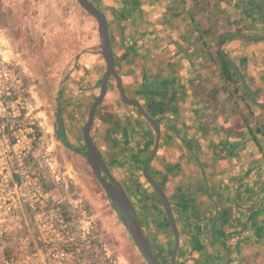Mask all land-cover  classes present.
Wrapping results in <instances>:
<instances>
[{
  "label": "crops",
  "instance_id": "1",
  "mask_svg": "<svg viewBox=\"0 0 264 264\" xmlns=\"http://www.w3.org/2000/svg\"><path fill=\"white\" fill-rule=\"evenodd\" d=\"M122 1L120 13H106L113 51L128 96L160 126L149 168L172 203L182 255L226 264L232 242L233 264H264V108L237 82L242 75L264 104V38H252L264 34V0ZM93 31V39L78 40L83 52L67 51L79 58L70 83L83 80L87 91L97 81L86 79L81 62L101 44L99 28ZM220 47L239 68L231 78ZM95 54L107 69L102 52ZM93 135L109 139L112 160L135 176L157 140L154 125L111 87Z\"/></svg>",
  "mask_w": 264,
  "mask_h": 264
},
{
  "label": "rangeland",
  "instance_id": "2",
  "mask_svg": "<svg viewBox=\"0 0 264 264\" xmlns=\"http://www.w3.org/2000/svg\"><path fill=\"white\" fill-rule=\"evenodd\" d=\"M10 1L11 3L0 0V48L25 69L29 87L33 92L38 132L34 168L41 175L43 185L49 192L50 203L60 206L65 215L66 247L71 252L56 260L61 264H147L111 206L88 161L73 149L74 147L82 152L86 151L82 137L78 134L75 140L71 130L72 127L76 130L83 126L90 106L100 93L106 68L103 65L101 67L95 53L102 51L101 44L96 45L95 52L85 54L81 62L82 68L87 71L86 79L93 77L97 81L95 89L87 91L86 86L89 87V83L87 85L83 80H78L74 85L69 80L65 86L64 97H58L60 81L70 66L74 65L75 57H67V51L71 47L72 55L84 51V45L78 40L82 36L93 39V28H99L97 19L77 0ZM91 1L105 13H119V7L124 3L122 0ZM99 37L98 32V41ZM64 62L68 64L63 65ZM57 73L60 75L57 76ZM110 87L119 91L114 78ZM59 103H62L63 116L66 117L68 137L65 139L59 124L57 129ZM77 109H83V119L80 120L84 121L80 123L74 114L78 112ZM97 140L103 155L108 158L114 172L123 182L132 184L134 177L135 183L143 185L141 172L139 177H128L125 167H119V163L112 160L110 153L114 148L110 147L109 139ZM145 188L146 198L140 199L134 195L133 199L141 209L144 230L154 251L159 256L162 252L169 261L175 243L174 235L170 226L163 221V213L158 208L161 204L157 197L150 188ZM154 204L158 207L153 208ZM26 232L24 227L18 230V235ZM32 232L34 233L33 229ZM46 235L53 234L49 232ZM10 242L13 243V250L20 244L14 238ZM8 244L7 241H0V253H4L3 250L7 249L5 245ZM196 258L194 254L185 257L180 252L177 264H196ZM39 259L45 260L44 257Z\"/></svg>",
  "mask_w": 264,
  "mask_h": 264
},
{
  "label": "built area",
  "instance_id": "3",
  "mask_svg": "<svg viewBox=\"0 0 264 264\" xmlns=\"http://www.w3.org/2000/svg\"><path fill=\"white\" fill-rule=\"evenodd\" d=\"M36 116L25 69L0 48V241L9 242L0 264H61L56 259L71 253L65 215L34 168Z\"/></svg>",
  "mask_w": 264,
  "mask_h": 264
},
{
  "label": "water",
  "instance_id": "4",
  "mask_svg": "<svg viewBox=\"0 0 264 264\" xmlns=\"http://www.w3.org/2000/svg\"><path fill=\"white\" fill-rule=\"evenodd\" d=\"M8 3H11L10 0H6ZM80 5L86 9L91 15H93L97 21L100 32L101 39V48L102 54L105 57L107 63V70L102 79L101 92L96 97L90 112L89 118L84 127V138L86 142V151H80V153L87 159L89 164L91 165L92 170L94 171L96 177L101 183L104 191L107 195L108 200L110 201L111 206L114 211L117 213L118 217L121 219L122 223L126 227L127 231L131 235V238L147 262V264H167V262L161 259L158 254L154 251L152 243L148 239L142 224L139 218L137 209L133 204L129 194L120 183V181L111 173L107 162L103 158V155L95 142L91 130L95 120L96 109L98 105L103 101L106 96L108 90V82L114 77L117 80L119 90L123 96V99L128 104H133L139 107V109L143 112L145 117L154 125L157 133V140L155 149L153 151L152 156L144 165V175L146 179L150 182L153 188L156 190L157 194L160 197L163 208L168 216V220L171 226V229L175 236V247L172 253V264H176V258L180 247V232L178 228V224L176 221V217L172 208L171 201L165 192L162 185L151 175L149 171V165L153 158L155 157L157 150L159 148V139L161 135L160 126L158 121L149 115V113L145 110L142 103L138 99L130 98L124 88L122 77L117 69L116 61L114 57V51L112 46V40L110 35V25L109 20L106 13L99 8L95 3L91 0H77ZM243 37V35H239ZM253 39L264 38L263 35L253 36ZM220 53L224 57V59L235 69L236 72L239 73V68L237 65L231 60V58L227 55V53L220 47ZM240 81L244 86L247 94L262 108H264V104L261 103L250 90L245 78L240 75ZM62 90L59 89L58 97L61 98ZM58 119L63 123L62 120V108H59L58 111ZM103 172L106 174V177L103 175ZM231 261V260H230Z\"/></svg>",
  "mask_w": 264,
  "mask_h": 264
},
{
  "label": "flooded vegetation",
  "instance_id": "5",
  "mask_svg": "<svg viewBox=\"0 0 264 264\" xmlns=\"http://www.w3.org/2000/svg\"><path fill=\"white\" fill-rule=\"evenodd\" d=\"M97 5V4H96ZM98 6V5H97ZM101 50H102V48H101ZM102 52V51H101ZM114 57H115V55H114ZM78 61H79V58H74V60H73V63H74V65H71L70 66V69L68 70V72L67 73H65L64 74V77L61 79V81H60V85H59V89H61L62 90V93H61V98L60 99H62L63 97H64V94H65V86L67 85V83L69 82V80H71V77H72V73H73V71H75V69H76V66H77V64H78ZM115 61H116V59H115ZM116 66H117V63H116ZM117 69H118V67H117ZM107 70V69H106ZM118 71H119V69H118ZM106 72V71H105ZM119 73H120V71H119ZM105 75V74H104ZM120 75H121V73H120ZM104 77V76H103ZM122 77V76H121ZM114 77H112L110 80H109V82H108V90H107V93H106V96H107V94H108V91H109V87H110V82L112 81V79H113ZM103 79V78H102ZM115 79V78H114ZM116 80V79H115ZM122 81H123V79H122ZM116 82H117V80H116ZM101 85H102V81H101ZM117 85H118V83H117ZM123 85H124V83H123ZM125 88V87H124ZM118 90H119V86H118ZM126 91V90H125ZM100 92H101V86H100ZM119 92H120V90H119ZM58 93H59V90H58ZM127 93V92H126ZM100 94V93H99ZM98 94V95H99ZM120 94H121V92H120ZM97 95V96H98ZM128 95V94H127ZM96 96V97H97ZM106 96L104 97V99H103V101L105 100V98H106ZM121 97H122V99H123V96H122V94H121ZM130 98H132V97H130ZM96 99V98H95ZM133 99H137V98H133ZM139 100V99H138ZM95 101V100H94ZM94 101H93V103H94ZM103 101L98 105V107L103 103ZM123 101H124V99H123ZM125 102V101H124ZM93 103H92V105H93ZM126 103V102H125ZM142 103V102H141ZM128 104V103H127ZM92 105L90 106V108H89V111H88V117L86 118V120L84 121V120H79V122L78 123H80V121L82 122V121H84L83 122V126L81 127V128H77L76 130L72 127V132H74V134H73V136H74V139L76 140L77 139V135L79 134V136L80 137H82V140H83V142H84V144H85V147H86V142H85V138H84V127H85V124H86V122H87V120H88V118H89V112H90V109H91V107H92ZM130 105H133V104H130ZM143 105V104H142ZM134 106H136V105H134ZM62 108L63 107V105H62V103H59V107H58V111H59V108ZM98 107H97V109H98ZM137 107V106H136ZM143 107L145 108V110L149 113V115L151 116V114H150V112L148 111V109L143 105ZM138 109H139V107H137ZM97 109H96V115H97ZM140 110V109H139ZM58 111H57V129H58V124L60 125V127H61V129H62V131H63V139H65V138H67L68 137V133H67V130H66V120H65V118L66 117H64L63 116V110H62V120H63V123H61V121L58 119ZM141 111V110H140ZM141 113H143L142 111H141ZM96 115H95V120H94V123H93V126H92V130H91V133H92V136H93V138H94V140H95V142L97 143V145H98V147H99V149H100V151H101V153H102V155H103V152H102V150H101V148H100V145H99V143H98V141L95 139V137H94V135H93V127L95 126V121H96ZM144 115V114H143ZM145 116V115H144ZM83 119V118H82ZM77 123V124H78ZM73 149H74V151L75 152H77V153H80V150H78V148H74L73 147ZM81 154V153H80ZM103 158L105 159V161L107 162V165L109 166V168H110V171H111V173L120 181V183L123 185V187L125 188V190L127 191V193L129 194V196H130V198H131V200H132V202H133V204L135 205V207H136V209H137V212H138V215H139V218H140V220H141V224H142V227H143V229H144V226H143V217H142V212H141V209H140V207L138 206V203H136L135 201H134V199H133V197H134V195H136V196H139L140 197V199H143V198H146V196L145 195H147V189L143 186V185H141L140 183L138 184L137 182L135 183L134 181H133V179H134V177L133 176H135L134 175V172H132L131 170H128L127 169V167L125 166V163H119L120 165H119V167H125V171L126 172H128L127 173V176L129 177V176H131V177H133L132 178V184H130L129 182H123L120 178H119V176L117 175V173H115L114 172V169H113V167H112V165H111V163H110V161L108 160V158L107 157H105L104 155H103ZM150 159V158H149ZM148 159V160H149ZM87 160V159H86ZM147 160V161H148ZM146 161V162H147ZM145 162V163H146ZM89 163V162H88ZM145 163H144V165H145ZM90 165V164H89ZM144 165H142V167H143V169H140V171H138L139 173L138 174H140V172H141V175L144 177V181L148 184V188H150L151 190H152V194L153 195H155L156 197H157V200L159 201V203L162 205V203H161V200H160V197H159V195L157 194V192H156V190L153 188V186L150 184V182L146 179V177H145V175H144ZM150 166V165H149ZM90 167H91V165H90ZM149 171H150V168H149ZM94 172V171H93ZM150 173H151V171H150ZM95 174V173H94ZM103 175L106 177V174L103 172ZM151 175H152V173H151ZM96 176V175H95ZM153 176V175H152ZM137 177H139V175L137 176ZM97 178V177H96ZM98 179V178H97ZM99 181V180H98ZM141 194V195H140ZM143 195V196H142ZM172 204V203H171ZM162 207H163V205H162ZM153 208H157V206L154 204L153 205ZM172 208H173V206H172ZM164 209V208H163ZM173 211H174V209H173ZM164 214H165V217H164V220H165V222L164 223H167V225L168 226H170V223H169V220H168V216H167V214H166V212H165V210H164ZM174 214H175V212H174ZM144 217H145V215H144ZM175 217H176V215H175ZM163 220V221H164ZM176 221H177V219H176ZM177 224H178V221H177ZM170 228H171V226H170ZM178 228H179V225H178ZM145 231V230H144ZM171 231H172V229H171ZM179 232H180V229H179ZM146 233V232H145ZM172 233H173V231H172ZM147 235V234H146ZM173 235H174V233H173ZM148 237V236H147ZM148 239L150 240V238L148 237ZM150 242H151V240H150ZM174 242H175V236H174ZM152 243V242H151ZM226 245H227V253H228V255H227V257H226V264H233V262L235 261V258H234V249H233V243L231 242H229V243H225ZM152 246H153V244H152ZM174 247H175V243H174ZM154 249V248H153ZM173 250H174V248H172V251H171V258H170V260L168 261L167 259H166V257L163 255V253L161 252V255L159 256L161 259H163V260H165L166 262H167V264L169 263V264H172V253H173ZM180 252H181V234H180V247H179V251H178V254H177V258H178V256H179V254H180ZM177 258H176V264H177ZM231 260V261H230Z\"/></svg>",
  "mask_w": 264,
  "mask_h": 264
},
{
  "label": "trees",
  "instance_id": "6",
  "mask_svg": "<svg viewBox=\"0 0 264 264\" xmlns=\"http://www.w3.org/2000/svg\"><path fill=\"white\" fill-rule=\"evenodd\" d=\"M120 8V7H119ZM120 13V12H119ZM219 56L221 58V61H222V65H223V70H224V74L227 78H231L230 75L231 73H234L235 75L238 74L235 69L224 59V57L221 55V53L219 52ZM237 82L238 84L240 85V88L243 89L245 92V88L244 86L242 85L240 79L238 78L237 79Z\"/></svg>",
  "mask_w": 264,
  "mask_h": 264
}]
</instances>
